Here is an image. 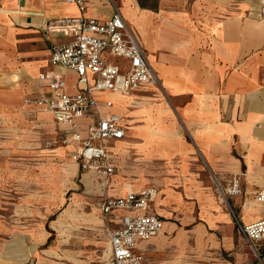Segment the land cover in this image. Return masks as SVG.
Wrapping results in <instances>:
<instances>
[{
	"label": "crops",
	"instance_id": "1",
	"mask_svg": "<svg viewBox=\"0 0 264 264\" xmlns=\"http://www.w3.org/2000/svg\"><path fill=\"white\" fill-rule=\"evenodd\" d=\"M115 1L162 87L145 84L132 95L99 93L113 101L108 110L120 114L126 127L125 138L108 144L116 172L107 194L118 198L158 189L148 212L164 226L148 242L137 241V251L146 252L143 264H218V254L234 245L236 223L264 216L256 200L264 188V21L254 17L260 0ZM87 3V16L104 20L112 14L109 0ZM79 13L66 0H0V82H8L0 87L3 118L10 106L38 92L27 80L38 83L42 71L53 69L51 47L67 41L60 33L48 34L47 21ZM55 69L65 72L68 86L73 80V89L76 74ZM113 96L123 100L122 108L116 109ZM23 106L27 116L37 115L41 124L49 118L59 128L66 146L54 152L69 149L72 156L78 142L53 114ZM71 163L96 180L103 197L100 176ZM234 177L244 179L241 193L224 194ZM134 212L115 209L110 223L117 226ZM8 236L0 229V257L11 254ZM109 248L113 264L110 242Z\"/></svg>",
	"mask_w": 264,
	"mask_h": 264
},
{
	"label": "built area",
	"instance_id": "2",
	"mask_svg": "<svg viewBox=\"0 0 264 264\" xmlns=\"http://www.w3.org/2000/svg\"><path fill=\"white\" fill-rule=\"evenodd\" d=\"M66 1L76 4L80 13L47 21L45 31L60 33L67 41L52 45L49 62L53 69L39 74L38 92L24 101L52 113L65 132L78 142L72 157L82 169L100 176V184L106 190L101 201L106 219L115 209L137 211L122 216L121 223L110 231L109 242L113 264H143L146 252L137 251V241L148 242L164 226L159 215L148 212L158 189L146 187L118 198L107 194L116 172L108 144L125 138L126 127L120 114L108 110L113 107V101L100 99L99 93L132 95L142 85L162 87V82L115 0H109L112 14L104 20L86 15L87 0ZM254 17L264 21V0H260ZM112 57L117 60L112 61ZM58 66L76 74L73 89H69L65 72L55 69ZM241 191V178L234 177L223 193L235 195ZM256 200L264 205V188L257 192ZM238 224L253 246L264 240V216L248 224Z\"/></svg>",
	"mask_w": 264,
	"mask_h": 264
},
{
	"label": "rangeland",
	"instance_id": "3",
	"mask_svg": "<svg viewBox=\"0 0 264 264\" xmlns=\"http://www.w3.org/2000/svg\"><path fill=\"white\" fill-rule=\"evenodd\" d=\"M27 82L38 88L36 80ZM7 83L1 81L0 87ZM113 97L116 109L122 108L123 100ZM23 105L22 98L17 107L10 106L8 117L0 114V229L13 236L6 241L11 254L0 263L110 264L114 226L102 213L96 180L72 168L69 149L54 152L66 146L59 128L49 118L41 124L37 115L27 116ZM235 226L234 245L218 254V264H264V241L253 246Z\"/></svg>",
	"mask_w": 264,
	"mask_h": 264
},
{
	"label": "bare ground",
	"instance_id": "4",
	"mask_svg": "<svg viewBox=\"0 0 264 264\" xmlns=\"http://www.w3.org/2000/svg\"><path fill=\"white\" fill-rule=\"evenodd\" d=\"M121 97H123V95H121Z\"/></svg>",
	"mask_w": 264,
	"mask_h": 264
}]
</instances>
